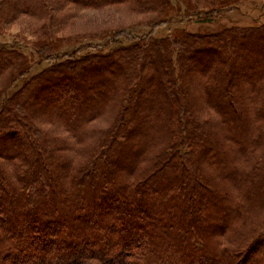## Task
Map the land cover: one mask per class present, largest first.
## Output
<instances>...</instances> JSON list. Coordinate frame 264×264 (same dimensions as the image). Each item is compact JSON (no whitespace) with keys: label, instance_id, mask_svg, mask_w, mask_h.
<instances>
[{"label":"trees","instance_id":"1","mask_svg":"<svg viewBox=\"0 0 264 264\" xmlns=\"http://www.w3.org/2000/svg\"><path fill=\"white\" fill-rule=\"evenodd\" d=\"M173 1L0 0V32L57 2L155 28ZM136 41L59 56L46 24L37 73L0 46V264H264V24Z\"/></svg>","mask_w":264,"mask_h":264},{"label":"rangeland","instance_id":"2","mask_svg":"<svg viewBox=\"0 0 264 264\" xmlns=\"http://www.w3.org/2000/svg\"><path fill=\"white\" fill-rule=\"evenodd\" d=\"M173 6L178 8L171 15L169 22L155 28L148 26L150 16L133 12L128 5L109 6L102 10L85 9L75 5H54L50 17L20 16L15 22L4 26L0 32V46L15 48L23 51L26 55L34 57L31 73H37L50 66L51 61L36 56L37 39L41 36L44 26L47 24L48 31L57 34L66 42L60 49L59 56L80 49L82 53L96 52L97 47H105L104 50L114 48L116 45L129 46L135 44L136 39L152 34L160 39L175 31H188L192 33H214L225 28L234 26H251L264 24V0H243L236 9L225 10L219 15H213L212 20H200V17H187L193 15L187 9L192 4L190 0H174ZM204 11H207L204 8ZM24 79L16 84L21 85ZM16 86V85H15ZM1 92L2 98L12 93ZM1 94V95H2ZM99 126L105 125L103 121L97 122ZM103 127V126H102Z\"/></svg>","mask_w":264,"mask_h":264}]
</instances>
